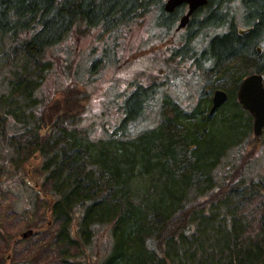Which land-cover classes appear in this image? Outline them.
<instances>
[{
  "label": "trees",
  "instance_id": "1",
  "mask_svg": "<svg viewBox=\"0 0 264 264\" xmlns=\"http://www.w3.org/2000/svg\"><path fill=\"white\" fill-rule=\"evenodd\" d=\"M163 1L0 0V147L9 151L0 188H21L36 205L38 187L24 176L17 184L7 180L39 158L40 188L49 194L53 238L65 260L91 253L96 264H264V173L223 158L241 155V139L251 131L252 117L235 95L245 75L264 73L263 54L254 48L264 33V0L242 1L251 26L243 35L229 16L208 27L207 17L189 22L186 39L198 30L210 34L200 57L208 77L225 82L228 92L212 113L204 91L190 112L169 103L153 128L135 130L136 109L142 113L153 91L138 84L119 125L94 139L78 126L82 94L72 88L67 61L62 99L59 89L43 90L58 68L51 50L75 31L100 27L99 39L118 38L132 20L154 13L155 23L172 32L175 16L163 12ZM229 1L211 0L209 17L220 18Z\"/></svg>",
  "mask_w": 264,
  "mask_h": 264
},
{
  "label": "rangeland",
  "instance_id": "2",
  "mask_svg": "<svg viewBox=\"0 0 264 264\" xmlns=\"http://www.w3.org/2000/svg\"><path fill=\"white\" fill-rule=\"evenodd\" d=\"M233 13V26L237 29L246 27L239 15V5L233 9ZM218 15L206 19V27L225 20L222 16L218 18ZM155 19L154 13L135 18L121 28L118 38L108 36L99 39L100 27L91 30L85 28L73 32L51 50L53 56L58 57V68L51 79L45 81L43 90L46 93L59 89L61 92L56 98L62 99V92L69 87L64 77L66 67L62 64L67 61L69 73H75L76 83L72 88L74 92L82 94V99L77 100L80 104L78 114H82L78 126L88 129L92 138H102L106 134L104 128L110 131L119 125L125 111V98L135 85L153 90L152 95L146 98L150 104L144 105L142 113L136 109L138 113L131 120L133 128L138 127V130L151 129L158 124L169 103L174 107L177 103L190 112L200 102L204 91L209 93L211 88L218 87L225 89V82L208 77L207 64L201 57L197 62L192 60V56L199 57V52L207 45L203 44V32L198 30L187 40V32L178 35L169 33L166 28L156 24ZM213 30L210 29L211 32ZM104 40L106 46H102L105 45ZM254 48H261L264 52V36L263 40L255 43ZM104 49L109 53L104 60H98L103 54L106 55ZM95 62V66H92ZM251 67L248 66L246 72ZM162 98L165 102L159 106ZM49 114L44 113V117H49ZM241 145V155L237 158L224 155V160L239 163L249 161L251 171L257 175L264 173V128L259 136H255L251 123V131L241 139ZM8 158L9 151L3 145L0 147V164L8 161ZM38 163L39 158L32 157L23 167L25 175L23 171L16 173L13 170L7 180L17 184L16 179L24 176L27 183L38 187L41 195L36 199V205L33 200H28V194L21 188L16 193L0 188V225L6 227L4 231L0 229V264H96L91 253H81L71 260L59 256V246L53 238L56 227L49 213V194L40 188L42 176ZM22 233H26V236L22 237ZM102 240L103 244H107L104 237L100 239L101 243Z\"/></svg>",
  "mask_w": 264,
  "mask_h": 264
},
{
  "label": "water",
  "instance_id": "3",
  "mask_svg": "<svg viewBox=\"0 0 264 264\" xmlns=\"http://www.w3.org/2000/svg\"><path fill=\"white\" fill-rule=\"evenodd\" d=\"M207 0H166L163 9L172 12L177 6L187 4L186 13L180 17L177 28L184 27L190 15ZM227 100V93L222 89H216L212 94V104L209 112L212 113ZM237 100L242 108L247 110L253 117V133L258 136L264 126V85L261 74L252 73L244 77L237 89ZM26 233H22L25 237Z\"/></svg>",
  "mask_w": 264,
  "mask_h": 264
},
{
  "label": "flooded vegetation",
  "instance_id": "4",
  "mask_svg": "<svg viewBox=\"0 0 264 264\" xmlns=\"http://www.w3.org/2000/svg\"><path fill=\"white\" fill-rule=\"evenodd\" d=\"M210 1L211 0H207V2H206V4H204V5H202V6H200V7H198L191 15H190V17H189V20H188V22H187V24L184 26V27H181V28H177V26H178V23H179V19H180V17L181 16H183L185 13H186V11H187V9H188V5L187 4H181V5H179V6H177L172 12H165L164 11V9H163V12L164 13H167V14H173L174 16H175V25H174V30L172 31V33H174V35H178V34H181V33H183V32H187L188 33V28H189V22H190V20H191V18H192V16H195V17H197L198 19H203V18H206V19H208L209 18V16L213 13V7L211 8V13H209L210 12V9H209V11L206 9L207 7H208V5L210 4ZM242 1L243 0H230L229 2H228V9H227V11L226 10H224L223 9V12L224 11H226V13H222V16H223V19H226L225 17H230L231 18V20H232V22H233V16H234V13H233V9L235 8V7H237V5H239L240 6V13H239V15H240V17H242L243 19L245 18V16L247 15V12H246V10H245V8H244V6H243V3H242ZM164 2V1H163ZM232 8V9H231ZM221 10V9H220ZM208 13V14H207ZM220 15H221V13H219ZM246 25V27H244V28H240V29H237V28H235V31H236V33L237 34H239V35H243V34H245V33H247L250 29H251V26L250 27H248V25L247 24H245ZM220 31H218L217 32V34H221V33H225V32H227L228 31V29H227V26H225V27H223V29H219ZM214 35V34H213ZM212 35V36H213ZM186 36H187V34H186ZM263 36H264V33H263V35H262V37L260 38V40H258V41H261V40H263ZM210 34L209 33H207V35L204 37V42H208V40H210ZM188 40V39H187ZM258 41H256V42H258ZM255 42V43H256ZM255 43H254V45H255ZM184 46V45H183ZM256 50V52L258 53V54H260V55H262L263 54V56H262V58L261 59H259L258 60V62H264V52L263 51H261V48H257V49H255ZM199 51H201V49L199 50ZM198 51V52H199ZM202 52V51H201ZM201 52H199V57H197V58H195L196 57V55H193L192 56V60H194L195 62H197V61H199L200 60V54H201ZM187 58H189V57H186V59ZM191 59V58H190ZM203 61V60H202ZM205 63V62H204ZM252 73H259V74H261V76H262V79H263V85H264V73L263 72H252ZM216 89H222V88H220V87H218V88H214L211 92H209L210 93V99H211V104H212V94H213V91L214 90H216ZM222 90H224L226 93H227V98H228V92L225 90V89H222ZM235 98H236V101H237V96L235 95ZM227 101V100H226ZM225 101V102H226ZM224 102V103H225ZM238 102V101H237ZM223 103V104H224ZM211 104H210V107H211ZM238 104H239V102H238ZM240 105V104H239ZM210 107H209V110H210ZM252 120H253V118H252Z\"/></svg>",
  "mask_w": 264,
  "mask_h": 264
}]
</instances>
